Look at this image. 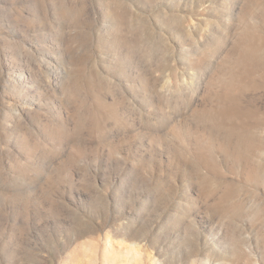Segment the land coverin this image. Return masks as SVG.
<instances>
[{
    "label": "rangeland",
    "instance_id": "1",
    "mask_svg": "<svg viewBox=\"0 0 264 264\" xmlns=\"http://www.w3.org/2000/svg\"><path fill=\"white\" fill-rule=\"evenodd\" d=\"M0 264H264V0H0Z\"/></svg>",
    "mask_w": 264,
    "mask_h": 264
},
{
    "label": "bare ground",
    "instance_id": "2",
    "mask_svg": "<svg viewBox=\"0 0 264 264\" xmlns=\"http://www.w3.org/2000/svg\"><path fill=\"white\" fill-rule=\"evenodd\" d=\"M70 94H72V92H70Z\"/></svg>",
    "mask_w": 264,
    "mask_h": 264
}]
</instances>
